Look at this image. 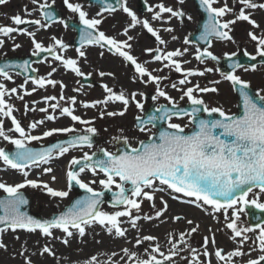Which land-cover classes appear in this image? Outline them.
Returning a JSON list of instances; mask_svg holds the SVG:
<instances>
[{
    "label": "snow or ice",
    "instance_id": "obj_1",
    "mask_svg": "<svg viewBox=\"0 0 264 264\" xmlns=\"http://www.w3.org/2000/svg\"><path fill=\"white\" fill-rule=\"evenodd\" d=\"M33 5H37L39 9H48L49 4L40 3L39 0H30ZM54 2V0H53ZM66 7L74 14H78L79 23L83 25L79 30L81 48L84 45H99L101 48L107 47L109 52H114L123 58V61L134 66L136 75L133 77V82L139 80L144 84H153L156 88V93L152 97L156 100L158 97H163L169 106H160L155 109L156 114L148 115L146 118L136 117V130L141 133L151 132V128L155 127L157 122L163 121L167 127L159 130L158 135L152 133L147 136L146 140H138L136 146H133L130 138L123 135L114 137L113 140L121 143L117 151H109L105 148L98 149V152H84L82 157H73L68 162V170L66 172L67 185L69 190L73 185L79 186L88 195L75 201L67 210L54 215L49 219H36L26 212L21 211L22 206L28 204V200L24 197L21 189L31 187L32 189H39L45 192L48 196L53 198L63 199L69 195L68 191L58 190L52 188L49 183L38 179H28L29 172L33 168H40L42 165L43 174H51L54 169L50 166L55 159H59L69 153L72 149H83L84 147H93L92 137L96 134V128L91 126L93 121L84 120L80 116L74 114V109L67 106H62L59 103H51L49 107L55 113L59 110L60 115L66 116L74 123L85 125L83 130L75 127L54 128L46 130L42 135H31L30 131L37 128L38 125L43 124L44 121H36L28 126V131L21 126L20 122L12 115L14 109L12 105L8 104L4 97L11 93L16 94L17 89H7L3 83H0V116L11 119L12 128L8 131L18 134V138L9 136L3 127V120H0V139L7 141L14 145L13 151H6L0 148V162L8 168L16 170L23 177L21 183L9 185L0 182V190H2L6 197L0 199V233L6 230H25L29 233H35L37 230L44 237H53V230H60L64 234L62 243L67 245L68 238L78 235L84 237L86 235V228L99 224L107 229V232L117 238H124L127 229L122 227L125 221L122 217L127 218V223L133 228L139 230L138 221L144 219L145 221H152L153 219H160L168 210L167 201L161 197L162 208L156 209L153 215H139L141 204L143 200L152 201V207L155 209L154 199L156 192H164L171 190V193L182 194L183 197L189 198L186 203L193 204L197 208H203L206 212L210 207L213 213L223 212L226 223V228L232 232L231 239L241 238L239 241L240 247L223 254L222 250H216L215 256L218 261H223L224 264H235L233 257H242L245 253L241 250L243 244L249 239L247 233L259 230L257 241L259 242V249L264 253V225L257 224L255 228L240 227L239 219L240 213L245 212V207L251 205L260 211L264 212V203L259 202L260 194H264V94L256 92L255 96L248 91V82L242 80L239 75L234 72L223 74V78L229 81L234 88L238 87L240 99L242 101V112L237 114H227L221 107H209L204 99L197 95V93H215L218 91L215 87H201L199 84L187 87L186 89H177L176 84H172L174 89L182 91L181 99L187 97L188 103L191 105L190 109H185L179 106L168 93L161 88V82L166 77L153 75L144 64H141L137 59L130 54L132 41L134 37L128 35L129 28H135L141 25L146 29L158 45H166L165 41L160 35L159 30L153 28L148 20H140L137 15L127 7V0H116L115 5L103 3L101 12L97 13L100 16L103 12L114 13L119 8L130 17V23L123 31L127 36L126 40H117L114 37L107 36L103 31L98 30V25L101 24V19L88 18L87 13L82 10L79 4L70 3L69 0H63ZM183 4L184 0H178ZM218 0H199L200 6L204 12L207 13V22L204 25V31L197 37L198 40L205 41L211 44L210 38L214 37L221 41H233L230 35L232 32L231 25L237 21H246L254 28L259 25L252 20L251 13L246 12L245 9L255 10L257 8L264 10V2L257 3L255 0H239L242 5L238 14L233 13V9L229 8L227 3L222 7H215ZM8 0H0V5H6ZM158 11H153V7L147 8L148 12H152L153 20H162L165 13L168 14V19L184 17L185 13L181 10H174L172 7H167L164 4L155 6ZM35 10V9H34ZM26 15H31V12L25 6ZM229 13L234 14V19L223 20L222 18ZM45 21H53V13L51 11H43L41 13ZM12 22L19 26L23 24H31L40 28L48 27V24L42 23L40 19L26 20L17 14L11 17ZM191 19V17H188ZM63 23V21H60ZM171 33V27L163 29ZM19 31L18 28L9 26H0V35L9 36L13 32ZM22 34L27 35L34 46L32 55L39 56L41 53H49L53 60L61 62L65 69H70L78 77H83L85 74L78 67L77 60L65 58L62 55L56 54V49L60 51L65 50L68 46L62 40L53 37V44L45 47L42 43L35 39V32L23 31ZM248 36L251 40L257 42V55L264 57V34L257 36L254 32L249 31ZM176 40V36H172ZM190 41L185 38L184 43L188 44ZM3 41L0 40V46ZM14 47H20L19 44ZM81 48H77L78 56L85 57L86 54ZM188 49L183 51L180 49L173 51H165L157 47L147 48L145 52L152 55L154 61L161 62L164 68L174 70L181 73L184 78L179 80L180 85H187L190 83L189 77L203 76L205 72L212 71V69H204L198 71L193 69H183L182 62L177 57H182ZM155 53V54H154ZM154 54V55H153ZM104 55L103 52L100 53ZM232 55H236L232 53ZM244 55L250 60H255L256 56H249L245 51ZM195 59L204 62L205 59L216 60L217 57L209 49H197ZM188 63V61H183ZM238 64L231 65L232 68L239 67ZM251 68L255 70L256 65L252 64ZM10 69H20L22 71L29 70V64L25 61L23 64H0V78L3 80H12ZM247 71L248 69L245 68ZM31 71H36L31 69ZM159 71V70H155ZM56 72L53 67L48 73L50 77L52 73ZM19 74V73H17ZM91 75V74H88ZM101 77L113 76L109 72H100ZM146 77V79H145ZM29 77H25L27 83ZM32 84L39 88H44L45 85L56 86L57 82L52 79H45L43 77H31ZM212 84H218L220 81H212ZM23 87V85H21ZM65 85L60 83L61 95L60 100H64L63 89ZM106 96L101 101H93L83 103L85 108L97 107L99 104L107 105L108 103L119 102L123 105L120 111H100V118L123 116L127 111L130 102H134L138 109L143 110L142 103L136 100L137 93H125L123 90L116 92L108 85H103ZM36 89L33 88L32 91ZM78 91V90H77ZM31 93L25 92V95ZM143 95V93H140ZM23 99V96H19ZM57 100L55 96L44 97V102ZM72 104L76 103L75 97L69 98ZM26 111L35 110L29 109L25 104ZM39 111L44 112L46 119L53 121L56 119L55 115L48 114L47 108H41ZM200 113H207L209 117L213 114H218L216 119H201ZM158 114V115H157ZM182 119L188 118L189 124L193 126L190 132H186L187 125L172 122L173 118ZM219 130V131H217ZM56 133L71 134L69 138L53 143L47 147L39 149L30 147L32 141H39L46 137H50ZM91 173L93 177L100 176L103 178L98 181L96 179L88 182L83 181L81 174ZM57 177L51 176V180L55 182ZM99 183L103 191H96L91 185ZM158 182V184H157ZM159 185V186H158ZM113 187L116 189L113 192ZM254 189H259V193H254ZM105 192H112V207L115 211L109 213L102 211L100 205L103 203L102 197ZM170 193V194H171ZM249 194H253L251 200L246 199ZM173 199L179 197L173 195ZM237 205H239L237 207ZM231 209V217L228 216V210ZM137 214H133V213ZM174 221L183 219L181 216L172 218ZM187 223L193 225L192 220ZM198 225L191 227L187 235L195 233L198 230ZM185 233H181L179 238L170 235L168 243L171 247L167 254L163 252L159 244L151 246V251L147 253V258H142L137 253L131 252L128 249H122L125 256L134 264H175L173 257L180 255L182 251L187 250L191 253V259L187 264H203V261L198 260L197 250L192 248L185 239ZM18 239V237H17ZM157 238L151 235H144L136 239V245H142L145 241L151 242ZM214 245V239L211 241ZM255 243V241H254ZM209 238L205 237L203 242L204 252L203 256H208ZM7 246L0 242V249ZM23 247V246H22ZM254 250V249H253ZM55 255L49 246H44L41 254ZM157 254L159 258H157ZM23 255V252H21ZM113 256L116 253H112ZM264 262V254L260 255L258 259H248L246 264H261ZM25 264H32L29 258L25 259ZM85 264H101L95 255L91 256ZM108 264H119L118 261L109 260Z\"/></svg>",
    "mask_w": 264,
    "mask_h": 264
},
{
    "label": "rangeland",
    "instance_id": "obj_2",
    "mask_svg": "<svg viewBox=\"0 0 264 264\" xmlns=\"http://www.w3.org/2000/svg\"><path fill=\"white\" fill-rule=\"evenodd\" d=\"M148 4V7H153V11H158L155 7L158 4H164L167 7H172L174 10L178 9L185 13L184 21H181L179 18H171L168 19V14L165 13L163 15L162 20H153L152 19V12H148V14L144 15L143 18H146L150 25L159 30V35L167 41L166 45H158L155 41H150L148 44L149 48H157L160 47L165 51H173L180 49L187 48L188 51L184 53L182 57H177L182 61H188V63H184L182 66L183 69H193L198 71H204V69H212V71L205 72L203 76H192L188 79L190 83L187 85H180L179 80L184 78L181 73H177L174 70H169L168 68H164L161 62L154 61L152 55L144 54L142 58L137 59L139 63L144 64V66L153 73V75H158L161 77H166L161 82V88L165 90L170 97L176 101V103H181L187 101V97L181 99L182 91L177 89H186L187 87H192L193 85L199 84L201 87H215L218 89L217 94L218 98L217 101L214 100V97L211 100H207V104L211 107H221L226 113H232L235 111L236 108V99L233 98L231 95V88L227 81L221 77L220 73L214 69L210 63L197 61L191 55H194V48L190 45V43H184V36L183 34L189 31H194L195 25L197 20L199 19L190 4V0H184L183 4H180L178 0H143ZM40 3H47L49 5L53 4L55 7L61 12L62 18L60 21L64 20V18L73 19V21H79L78 14L72 13L64 4L63 0H39ZM70 3L79 4L83 11L87 13L88 18H97L101 19V24L98 25V29H108L110 31H120L124 30L128 27L130 21V17L127 16L122 10L117 9L114 13L103 12L100 16H97L98 12H101V9L98 6H94L88 3L86 0H69ZM219 4L222 6L227 3L229 8L233 9V13L238 14L242 5L239 3V0H218ZM257 3L264 2V0H255ZM12 3H19V8L11 12L10 6ZM177 3V4H176ZM27 6V9L31 12V15H26L24 9ZM221 6V5H220ZM221 6V7H222ZM127 7L134 12L136 15L139 14L137 7H138V0H127ZM35 9V10H34ZM9 10V14L6 11ZM246 12L251 13V19L259 25L258 28H254L246 21H237L235 24L231 25L232 32L230 35L233 37V41H228V44L235 45V51L244 50L249 51L250 53L257 54V42L251 40L248 36L249 31L254 32L257 36H261L264 34V10L262 9H245ZM11 12V13H10ZM229 13L226 14L222 19L223 20H232L234 19V14ZM21 15L22 18L26 20H35L40 19L42 23H45L39 13V7L37 5H33L30 0H8L6 5H0V26H9L18 28L19 32L29 31L35 32V39L42 43L43 46L47 47L50 44H53V37L56 39L62 40L64 44L68 47L61 51V55L65 58L75 59L77 60L78 67L80 70L85 74V76H90L96 82L95 85H86L81 83V78L75 75L70 69H65L61 62H51L47 61L46 63L43 62L41 64H34L33 67L37 70L38 75L36 78H45V79H52L57 82L62 83L65 85L63 89V95L65 97L64 100H60L59 97L61 95V88L60 83H57L56 86L52 85H45L44 88H39L38 86L32 84L31 80H28L25 83V80H21L20 78L14 79L16 75L11 74L12 80H0V83L4 85H8L7 89L16 88L17 93L15 95L10 96V93L6 96L9 97L11 100V105L16 104L18 101V95L23 96V104L17 105L15 110L13 111L12 115L20 122L21 126L28 131L29 124L40 121L43 119L44 123L37 126V128L30 131L31 135H38L49 129L50 127H57V128H65V127H75L77 129L83 130L86 126L81 125L79 123H74L71 121L70 118L66 116L60 115L59 110L55 113L52 112V109L49 107L51 103H59L62 106L71 107L74 109V114L80 116L84 120L93 121L92 125L96 128V134L101 139V143L98 145H94L91 148L84 147L83 149H72L59 159H55L51 163V167L54 169L53 173L48 174L46 176H40L37 172L41 171L44 165L40 168H33L29 172L28 179H40L44 182L49 183V185L56 189L59 188L60 190L68 191L69 195L63 199L60 198H53L48 196L45 192L40 191L39 189H32L31 187H25L21 189L24 193H27L31 197V205L30 211L33 214H39L44 218L50 217L52 214L61 211L75 196V192L73 190H69L67 185L66 179V172L68 170V162L73 158L82 157L84 152H88L91 154L92 152L98 151L100 148H105L109 151H115V144L116 142L113 140L114 137L121 135V129L123 130V135L128 136L133 146H136L138 140L145 139L148 135L153 133L145 132L141 133L138 132L135 127L133 126L134 118L136 116L141 115L142 111L147 107V99L146 95L149 93H153L155 95L156 88L153 84H144L137 80L133 82V77L136 75L134 71V66H130L123 61V58L118 55H110L105 53L102 49L98 48L95 45H85L81 48L82 51L85 52V57L78 56L76 49H74L71 44V36L74 34L70 29L64 26L63 23L56 22L53 24H48L46 28L38 29V26L31 25V24H23V25H15L12 22L11 17L15 15ZM191 17V19H188ZM127 20V21H126ZM47 24V23H46ZM171 27L173 32L168 33L163 29ZM131 29V28H130ZM192 29V30H191ZM22 37H3L0 35V40L3 41V45L0 46V57L3 55H12V54H30L34 50V46L32 44L31 39L27 36L22 34ZM172 36H176L177 39L173 40ZM19 44L20 47L16 48L14 45ZM59 50V49H56ZM133 49L131 48V51ZM103 52L104 55L101 56L100 53ZM131 54V53H130ZM132 55V54H131ZM53 63V66H48V64ZM56 68V72L52 73L49 77L48 73L51 72L54 66L60 65ZM52 65V64H51ZM159 70V71H155ZM260 70V71H259ZM263 71V72H262ZM100 72L105 73H113V76H103L99 75ZM251 73H257L258 75L264 73V69L258 68L255 70H251ZM60 74V75H58ZM91 74V75H88ZM123 75V79L122 78ZM239 75L242 77L246 76V71H240ZM146 79V77H145ZM212 81H220L218 84H212ZM172 84L177 85V89L172 87ZM23 85V87H21ZM103 85H108L109 87L113 88L114 91L119 92L123 90L126 94L127 93H137L136 100L143 104V110L138 109L134 102H130L127 108V111L123 116H116V117H108L105 116L104 118H100L99 112L100 111H120L123 109V105L119 102L108 103L107 105L99 104L97 107H89L85 108L82 106L83 103H89L93 101H101L105 98L106 93L104 91ZM35 88V91H32ZM23 90V92L20 91ZM78 90V91H77ZM31 93L30 95H25V92ZM23 93V94H22ZM143 93V95H140ZM202 94L204 93H197V95L204 97ZM47 96H55L57 100L49 101L48 103L44 102V97ZM70 97L76 98V103L72 104L69 100ZM204 99V98H203ZM157 104L159 103H166L167 101L163 97H158L156 100ZM25 104L28 105L29 109H35L26 111ZM15 106V105H12ZM41 108H47L48 114H52L57 116L55 120L49 121L45 118V113L39 111ZM43 118H42V117ZM0 120H3V127L5 131L8 132L9 136L14 138H18V134L15 132L8 131V129L12 128L11 120L7 117L0 116ZM186 120L181 121H172L176 123H180L181 125H185ZM41 128V129H40ZM188 127L185 128V130ZM63 134V133H59ZM46 138L39 140V141H32L30 145H37L44 142ZM2 146H13L12 144L0 139V148ZM64 172V176H63ZM55 175L57 177L56 181L53 182L51 180V176ZM83 181L88 182L90 180L96 179L97 181L102 177V174L97 177H93L91 173H84L81 174L80 177ZM24 177L11 168L5 166L2 162H0V182H4L9 185H15L17 183L23 182ZM158 184V182H157ZM95 190H102L101 186L97 182L96 184L91 185ZM159 186V185H158ZM113 189H115L113 187ZM0 193L5 194L2 190ZM171 190H166L164 192H156L155 193V209H153L152 201L143 200L141 204V210L139 215H153L156 209H160L163 207L161 203V197L168 204V210L164 214V216L160 219H153L152 221H145L141 219L138 221L139 230L133 229L128 223L127 218L122 217L121 220L125 221L122 224V227L127 229L126 236L124 238H117L114 235H111L107 232V229L102 227L99 224H93L86 228V235L84 237H79L78 235H74L71 238H68L69 243L65 245L62 243L64 239V234L60 230H53V237H44L40 234V232L29 233L25 230H16L13 232L12 230H6L0 233V239L2 242L7 246L6 248H21L23 247H75L84 250H93V249H105L109 247V249H114L115 247L121 248L127 247L128 242L131 238H133L134 233H138L142 236L144 235H151L156 237L158 240L159 237L161 238L162 246L160 247L161 250L167 253L168 249L171 245L168 243L169 236L176 232V233H185V239L187 243L197 250V258L198 260L203 261V264H210V256H203L204 247L203 242L204 238H209V246L208 252L211 249L216 247H224L221 246L222 241H228L230 238L229 232L226 233L222 224H219L216 220V215L208 208L206 212L203 208H197L193 204L186 203L185 201L189 198L183 197L178 193H171ZM175 195L179 197V199H173L172 196ZM102 211L106 212H113L116 209H112L106 203H103L100 206ZM134 215L137 213H133ZM178 214V215H175ZM175 216H181L183 219L180 221H174L172 218ZM188 220L193 221V225H189L187 223ZM208 220V232L204 231L201 228V222ZM176 225V227H174ZM198 225V230L195 233H191V235H187L190 231L191 227ZM169 226L174 227L175 229L171 231ZM18 237V239H17ZM141 238V236H140ZM102 239L103 242L101 247H95V244H99L100 242H96L97 240ZM178 239V238H177ZM214 239L215 244L213 245L211 241ZM151 246L156 245L155 240L148 242L145 241L142 246L134 244L135 249H147L151 250ZM129 247V246H128ZM231 247V246H228ZM122 251V249H121ZM141 252V251H136ZM149 252V251H148ZM122 253H124L122 251ZM146 253V251H143ZM186 255H183V254ZM179 256L186 258L187 260L191 259V253L187 250L182 251Z\"/></svg>",
    "mask_w": 264,
    "mask_h": 264
},
{
    "label": "flooded vegetation",
    "instance_id": "obj_3",
    "mask_svg": "<svg viewBox=\"0 0 264 264\" xmlns=\"http://www.w3.org/2000/svg\"><path fill=\"white\" fill-rule=\"evenodd\" d=\"M191 6L193 7L196 15L198 18H200L199 14L197 13L194 5L192 2H190ZM218 4V3H216ZM216 4L214 5L216 7ZM147 14V11L145 13H139L137 17L140 20H147L146 18H143V15ZM185 17V15H184ZM184 17L179 18L181 21H184ZM186 18V17H185ZM127 21V20H126ZM103 31L107 36L114 37L117 40H126L127 36L123 34L124 30L120 31H110L108 29L100 30ZM189 32L184 33V38H188ZM128 35L134 37L132 41H129V43L132 44V52L135 57L138 59L142 58L145 52V49L149 48V42L155 41V38L151 36L150 33L147 32L146 29H143L141 25H137L135 28H129ZM190 45L194 48V55H191L193 58H195L197 49L203 50V48L195 43L189 42ZM99 46V45H96ZM100 47V46H99ZM104 51H109L105 48H103ZM216 57V60L211 59H205L204 62L210 63L212 66H214V69L216 71H220V60L224 58L227 55H230L233 53V46L230 45H224L220 44V42H217L215 40L211 41V44L208 48ZM114 54V52H113ZM148 54V53H146ZM118 55V54H116ZM119 56V55H118ZM198 61V60H197ZM260 71V70H259ZM263 72V71H262ZM244 81L248 82V84L255 89L256 92H261V94H264V73L258 75L257 73H251L250 70L246 71V76L244 77ZM214 100L217 101L218 96L215 94ZM204 101L207 104V100H210V97L207 95H204ZM254 193H259V190H255ZM253 197V194H249V196L246 198L248 200H251ZM259 202L264 203V194H260L259 196ZM239 205H237L238 207ZM253 206L248 205L245 207V212L240 213V219H239V226L240 227H252L251 226V220H250V209ZM232 210H228V216L231 217ZM216 220L219 224H222L224 227V230L226 233L229 232L230 238H228V241H222L221 246L224 247H216L211 249L210 251V264H224L223 261H218L215 256L216 250H222L223 254L225 256L230 251H233L240 247L239 241L241 238H236L235 240L231 239L232 232L230 229L226 228V221L223 212L216 213ZM264 225V223L262 224ZM259 230L249 232L247 233L249 239L243 244L241 247V250L245 253L242 257H233V261L235 264H246L248 259H258V257L264 253H262L259 249V242L257 241ZM255 241V243H254ZM231 246V247H228ZM43 247H21V248H4L0 249V264H25V259L29 258L32 262V264H85L87 260L91 258V256L95 255L97 259L101 262V264H108L109 260L112 261H118L119 264H134L133 261L129 260L127 256H125L124 253H122L121 249H127V248H103V249H93V250H84L79 248H68V247H50L51 250L55 255H48L47 253L41 254V250ZM254 249V250H253ZM131 252L136 253L142 258H147V253H143V249H128ZM149 252L151 250H148ZM168 251V250H167ZM21 252H23V255H21ZM112 253H116L115 256L112 255ZM167 254V253H166ZM157 258H159L157 254ZM175 264H187V259L182 256L173 257ZM261 264H264V262H261Z\"/></svg>",
    "mask_w": 264,
    "mask_h": 264
},
{
    "label": "water",
    "instance_id": "obj_4",
    "mask_svg": "<svg viewBox=\"0 0 264 264\" xmlns=\"http://www.w3.org/2000/svg\"><path fill=\"white\" fill-rule=\"evenodd\" d=\"M93 3H98V4H102L101 3V0H91ZM195 2L197 3V4H199V0H195ZM106 4H111V5H115L116 4V0H108V2L106 3ZM51 9V10H50ZM42 11H51L52 13H53V17H54V19H53V21L54 20H57L58 19V16H59V14L58 13H56V12H54V9H53V7H51V8H48V9H42ZM207 22V20L205 21H203V23L201 24V26H200V30H201V28L202 27H204V25H205V23ZM81 25V24H80ZM77 26V25H75V24H71L70 26L71 27H73V28H75L77 31H79L80 30V28H82L83 27V25H81V26ZM78 43H80V39L77 41V42H75V44H78ZM44 54H47L46 52L44 53ZM41 56H43V55H40V57ZM40 57H30L29 59H27L26 61L29 63L30 61H33V60H41L42 59V57L40 58ZM38 58H40V59H38ZM262 58V57H261ZM233 64H238V65H243V64H245L246 65V63H248V64H250V65H252V64H256L258 61H257V59H255V60H250L247 56H245V55H243V54H239V55H236L235 57H231V59H229ZM11 63V64H23V63H19L18 62V59H5V60H1V63L0 64H2V63ZM230 62V63H231ZM260 62H264V61H260ZM233 64H231V65H233ZM237 68V67H236ZM233 69H235V68H232L231 67V70H233ZM14 70H17L18 72H22V70H20V69H14ZM28 72V71H27ZM238 87L239 86H236V91H237V94H238V98H239V101H238V113H237V115H239L241 112H242V101H241V99H240V96H239V92H238ZM249 92H250V90H248ZM250 94H252L253 96H255L254 94H253V92L251 91L250 92ZM151 114H156L155 113V111L153 110V105L150 107V109H149V112L147 111V112H145V117L144 118H146L148 115H151ZM158 115V114H157ZM200 118L201 119H216V118H219V116H218V114H213L211 117H209L208 115H206V116H201L200 115ZM164 124V122L163 121H160V122H157V124H156V129H157V135H158V133H159V130H162V129H164L165 127H163L162 125ZM192 130V129H191ZM217 131H219V130H217ZM67 138H69V136L68 137H66V138H63V139H58L57 141H54V142H52V143H49L48 145H46V146H43V147H47V146H49V145H51V144H53V143H57V142H59V141H63V140H65V139H67ZM97 137H96V135H94L93 137H92V139H93V144L97 141V139H96ZM120 147H122V144L121 143H118V146H117V149H116V151L120 148ZM39 148H41V147H38V148H36V149H39ZM14 150V148L13 149H11V150H6V151H13ZM73 188H75L77 191H79L80 192V194H78L73 200H72V202H71V204H69L66 208H65V210H67V208L68 207H70L75 201H77V200H79V199H81V198H83L84 196H86V195H88V193H86L84 190H82V189H78L77 188V185H73ZM23 194V193H22ZM24 195V197L28 200V204H26V205H24V206H22V208H21V211H24V212H26L28 215H30V216H32V214H30V212H29V206H30V198L27 196V195H25V194H23ZM6 196H2V197H0V199H3V198H5ZM102 200H103V202L104 201H106L109 205H111L112 206V203H111V201H112V192H105L104 193V196L102 197ZM64 210V211H65ZM54 216V215H53ZM52 216V217H53ZM32 217H34V218H36V219H41V220H44V219H42L41 217H39V216H32ZM255 224H257V223H255ZM4 225H0V228L1 227H3Z\"/></svg>",
    "mask_w": 264,
    "mask_h": 264
},
{
    "label": "bare ground",
    "instance_id": "obj_5",
    "mask_svg": "<svg viewBox=\"0 0 264 264\" xmlns=\"http://www.w3.org/2000/svg\"><path fill=\"white\" fill-rule=\"evenodd\" d=\"M19 6H20L19 3H12L11 6H10L11 12L16 11L19 8ZM8 12H9V10L6 11L7 14H9ZM21 35H22V33L19 32V31H17V32H13V33L9 34V36H3V37H9V38L10 37H22ZM37 173H38L39 177L41 175L42 176L48 175V174H43L41 171H39ZM63 176H64V172H63ZM56 189L60 190L59 188H56ZM175 215H178V214H175ZM207 223H209L208 220H205V221L201 222V228L204 231H206V232H208V224ZM174 227H176V225H174ZM174 227L169 226L168 229H170L171 231H173L175 229ZM171 235L174 236V237H176V238H179V236H180V234L179 233H176V232L172 233ZM140 236L142 237V235H140L138 233H134L133 238H131L130 241L128 242V246L129 247L127 246V248H134L135 241H136V239L140 238ZM96 242H100V243L97 244V245L95 244V247H101L102 243H104L102 239H99ZM155 244H159L160 247L162 246L161 238L160 237H159L158 240H155ZM138 246H142V245H138Z\"/></svg>",
    "mask_w": 264,
    "mask_h": 264
}]
</instances>
